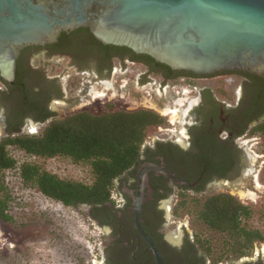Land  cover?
<instances>
[{
    "label": "flooded vegetation",
    "instance_id": "1",
    "mask_svg": "<svg viewBox=\"0 0 264 264\" xmlns=\"http://www.w3.org/2000/svg\"><path fill=\"white\" fill-rule=\"evenodd\" d=\"M91 99L100 100L97 114L147 109L166 121L151 128L141 160L117 180V201L87 207L101 233L95 264H159L157 255L163 264H264L263 243L249 256L215 262L194 233L169 230L184 195L257 191L251 148L263 139L255 130L264 122V76L173 70L82 27L22 48L13 82L0 73V138L15 129L39 133L62 118L59 107L92 113ZM166 110L177 111L175 121Z\"/></svg>",
    "mask_w": 264,
    "mask_h": 264
},
{
    "label": "water",
    "instance_id": "2",
    "mask_svg": "<svg viewBox=\"0 0 264 264\" xmlns=\"http://www.w3.org/2000/svg\"><path fill=\"white\" fill-rule=\"evenodd\" d=\"M82 27L173 70L264 76V0H0V73L13 82L22 48Z\"/></svg>",
    "mask_w": 264,
    "mask_h": 264
},
{
    "label": "trees",
    "instance_id": "3",
    "mask_svg": "<svg viewBox=\"0 0 264 264\" xmlns=\"http://www.w3.org/2000/svg\"><path fill=\"white\" fill-rule=\"evenodd\" d=\"M165 122L161 115L147 109L102 114L76 111L53 119L39 133L13 130L9 136L0 138V221L11 225L17 222L14 215L17 198L7 179L12 171L25 188L65 208H106L114 202L113 194L119 192L117 180L141 160L151 128ZM255 132L264 136V122ZM11 148L37 160L66 159L87 166L92 181L63 178L39 161L19 164ZM190 204L193 221L203 228L195 233L196 243L215 262L249 256L256 243H264V232L249 225L254 208L237 197L218 193L190 201L184 195L174 214L178 215Z\"/></svg>",
    "mask_w": 264,
    "mask_h": 264
},
{
    "label": "rangeland",
    "instance_id": "4",
    "mask_svg": "<svg viewBox=\"0 0 264 264\" xmlns=\"http://www.w3.org/2000/svg\"><path fill=\"white\" fill-rule=\"evenodd\" d=\"M91 101L94 104L91 112L101 113L100 100ZM57 110L59 117H64L77 109L59 107ZM262 138L256 141L260 144L251 148L253 162L258 165L256 179L260 181L263 189L258 192L255 187H251L249 190L257 193L259 198L256 201L241 200L238 192L244 191L242 189L216 192L229 193L244 204L251 205L255 213L249 225L264 232V136ZM11 154L21 162L26 159V156L18 151L11 150ZM39 162L63 178L88 183L92 181L87 166L75 165L66 159ZM8 180L17 196L18 206L14 209L17 222L11 225L0 221V264H93V260L100 261L101 233L90 220L87 207L80 210L65 208L24 188L15 173H10ZM189 200L192 201L190 198ZM192 208L190 204L175 215V223L170 226V232L180 233L186 229L190 234H195L202 231L203 228L193 221Z\"/></svg>",
    "mask_w": 264,
    "mask_h": 264
},
{
    "label": "bare ground",
    "instance_id": "5",
    "mask_svg": "<svg viewBox=\"0 0 264 264\" xmlns=\"http://www.w3.org/2000/svg\"><path fill=\"white\" fill-rule=\"evenodd\" d=\"M163 113L165 115L170 114L172 116V118H171L172 121H175V119L177 118V111L170 112V111L166 110ZM256 188H257L258 192L263 189V186L261 185L259 180L256 181ZM238 197L241 200H248V201L249 200L256 201V199L259 198L258 194L253 192V191H247V192L246 191H240V192H238Z\"/></svg>",
    "mask_w": 264,
    "mask_h": 264
},
{
    "label": "built area",
    "instance_id": "6",
    "mask_svg": "<svg viewBox=\"0 0 264 264\" xmlns=\"http://www.w3.org/2000/svg\"><path fill=\"white\" fill-rule=\"evenodd\" d=\"M11 150L13 151V150H15V151H18V150H16V149H13V148H11L10 149V152H11ZM18 152H20V153H22L24 156H26V159L24 160V161H39V160H37L36 158H30V157H28L25 153H23V152H21V151H18ZM17 159V158H16ZM18 160V159H17ZM24 161H19L18 160V163L19 164H21V163H23ZM10 173H15V172H8V176H9V174ZM16 174V173H15ZM16 176H17V178L20 180V182H21V179L19 178V176L16 174ZM8 179V178H7ZM8 182H9V180H8ZM10 183V182H9ZM21 184H22V182H21ZM22 186H23V184H22ZM24 187V186H23ZM25 188V187H24ZM30 190V189H29ZM13 191H14V189H13ZM32 191V190H31ZM16 196V195H15ZM45 197V196H44ZM16 198H17V196H16ZM117 198H118V194H117V192H115L114 194H113V200L114 201H117ZM16 202H17V200H16ZM18 204V203H17ZM64 207V206H63ZM258 249V248H257ZM257 249H255L256 251H257ZM93 262H95V260H93Z\"/></svg>",
    "mask_w": 264,
    "mask_h": 264
}]
</instances>
